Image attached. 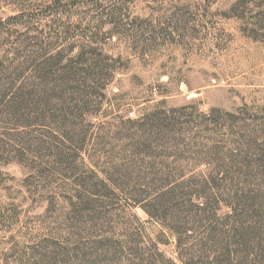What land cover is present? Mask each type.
<instances>
[{"label": "rangeland", "instance_id": "obj_1", "mask_svg": "<svg viewBox=\"0 0 264 264\" xmlns=\"http://www.w3.org/2000/svg\"><path fill=\"white\" fill-rule=\"evenodd\" d=\"M169 122L264 135V0H0V264H182Z\"/></svg>", "mask_w": 264, "mask_h": 264}, {"label": "trees", "instance_id": "obj_2", "mask_svg": "<svg viewBox=\"0 0 264 264\" xmlns=\"http://www.w3.org/2000/svg\"><path fill=\"white\" fill-rule=\"evenodd\" d=\"M178 126L169 122V184L143 211L169 228L182 264H264V135L244 126L184 146Z\"/></svg>", "mask_w": 264, "mask_h": 264}]
</instances>
